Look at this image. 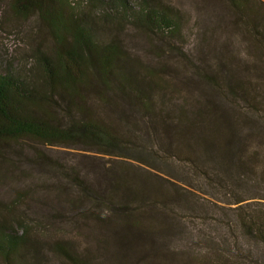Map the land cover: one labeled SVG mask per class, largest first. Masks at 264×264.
Wrapping results in <instances>:
<instances>
[{
  "label": "trees",
  "instance_id": "16d2710c",
  "mask_svg": "<svg viewBox=\"0 0 264 264\" xmlns=\"http://www.w3.org/2000/svg\"><path fill=\"white\" fill-rule=\"evenodd\" d=\"M223 1L251 61L230 55L189 87L157 80L117 33L182 53L185 20L162 0H12L51 41L29 71L0 69V156L33 150L71 192L46 186L45 222L0 202V264H264V0ZM53 220L72 237L42 242Z\"/></svg>",
  "mask_w": 264,
  "mask_h": 264
},
{
  "label": "rangeland",
  "instance_id": "374dc122",
  "mask_svg": "<svg viewBox=\"0 0 264 264\" xmlns=\"http://www.w3.org/2000/svg\"><path fill=\"white\" fill-rule=\"evenodd\" d=\"M162 1L168 7L178 10L185 20L184 31L187 39L182 46V53L171 43L156 40L134 27L117 31L124 47L137 58L140 67L156 74L157 80H182L187 82L189 87L196 86L200 84V80L205 79L204 72H210L213 69L211 66L218 65L230 55L237 56L244 62L251 61L245 50L246 45L241 44L237 31L232 29L231 16L223 0ZM50 41L47 27L36 14L18 15L12 0H0V69L11 65L20 73L29 71L34 49L37 46L47 48ZM42 43L46 45L42 47ZM214 98L217 99V96ZM32 151L27 147L19 148L13 145L0 156V202L3 207L15 204L18 212L14 215L19 214L28 221L45 222L46 186H65L66 189L69 188L68 192H71V189L65 182L45 175L43 170L29 165ZM48 153L60 157L64 153L73 154V151L51 148ZM75 154L81 155L77 152ZM138 158L137 162L147 164L148 159L144 155ZM103 159L108 160L107 157ZM145 161L146 163H143ZM137 162L133 161V167L140 169L141 166ZM163 169L168 170V173L156 172L169 180V169ZM27 192L29 197L25 198ZM48 224L51 229L44 230L45 235L40 237L42 242L72 237V232L68 229L59 231L60 223L56 220Z\"/></svg>",
  "mask_w": 264,
  "mask_h": 264
}]
</instances>
